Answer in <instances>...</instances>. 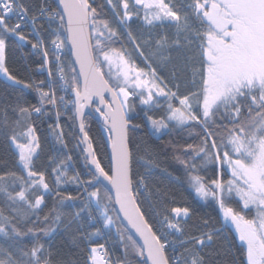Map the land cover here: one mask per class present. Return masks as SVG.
<instances>
[{
  "label": "snow or ice",
  "instance_id": "6c2138e0",
  "mask_svg": "<svg viewBox=\"0 0 264 264\" xmlns=\"http://www.w3.org/2000/svg\"><path fill=\"white\" fill-rule=\"evenodd\" d=\"M0 85V264H264V0H0Z\"/></svg>",
  "mask_w": 264,
  "mask_h": 264
},
{
  "label": "trees",
  "instance_id": "16d2710c",
  "mask_svg": "<svg viewBox=\"0 0 264 264\" xmlns=\"http://www.w3.org/2000/svg\"><path fill=\"white\" fill-rule=\"evenodd\" d=\"M33 61H38L39 58L38 57H35L33 56L31 58ZM19 64V61L17 63V66ZM33 67H35V63L33 64ZM18 75H25L24 72L20 71L17 73ZM44 75L43 73H40V72H34L33 73V76L36 78V79H43L44 78ZM4 92V88L2 85H0V94H3ZM96 128H97V124L95 121H92V134L95 136L97 133H96ZM67 131V129H66ZM186 135V134H185ZM165 140H168L169 137H165L164 138ZM152 142L153 143H158V141H155V138H152ZM69 147L71 148L72 147V141L70 140L69 142ZM47 149H48V145L45 144V153H47ZM5 155L4 153V150L2 147H0V158H3ZM42 158H43V154H42ZM167 163V166L169 167V169L171 171H173L174 174H179V170H180V166L178 164H175L173 162H166ZM79 166V165H78ZM170 188L172 190V192L174 193L175 197H176V200L177 202H182L184 201L186 198L191 201L192 197H191V193H190V190L187 188V185L184 184L183 182L181 181H174V182H171L170 183ZM72 190V189H70ZM197 207H200V210L203 212V211H211V209L207 208V207H203L201 204H197ZM213 215H215V213H213Z\"/></svg>",
  "mask_w": 264,
  "mask_h": 264
}]
</instances>
